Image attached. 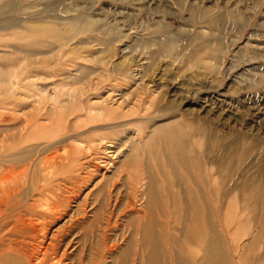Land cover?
I'll list each match as a JSON object with an SVG mask.
<instances>
[{"label": "rangeland", "instance_id": "1", "mask_svg": "<svg viewBox=\"0 0 264 264\" xmlns=\"http://www.w3.org/2000/svg\"><path fill=\"white\" fill-rule=\"evenodd\" d=\"M42 22L58 25L46 26L45 36H40L36 31ZM153 53H159L157 58ZM180 116L184 121L198 117L196 131L185 140L205 160L209 187L200 188L208 195L206 202L233 263L264 264V198L257 197L262 195L259 188H264V0H0V127L52 121L60 128L58 147L69 146L72 152L65 168L70 178L66 174L52 179L63 201L69 199V214L53 225L48 217L45 222L37 220V233L16 232L25 237L30 250L42 252L47 247V254L58 258L66 253L62 264H79L81 256L85 264L98 259L99 223L90 225L89 218L113 189L111 183L122 186L123 199L129 195L143 211L142 192L135 199L133 185L123 186L133 168L128 163L131 147L141 148L157 126ZM206 127L222 140L219 154L225 161L233 154L224 148L233 145L236 165L220 169L210 148L194 138ZM17 135L7 132L0 139ZM17 138L16 146L22 140ZM150 152H134L135 168L144 170L147 160L155 166L161 156L158 152L148 156ZM37 168L29 175L39 181L42 173ZM95 169L99 172L83 186L88 189L79 193L77 186ZM179 173L188 190H198L193 187L194 180L201 182L196 168L188 174L181 167ZM247 177L257 187H241ZM3 188L0 197L6 193ZM17 188L12 187V193L17 194ZM167 188L161 187L168 197ZM88 192V202L81 203ZM166 202L171 207L172 200ZM77 209L86 221L70 230L65 241L60 236L51 241L57 227ZM125 212L116 209L112 215L114 231L107 235L108 246L115 250L105 253L103 264H120ZM4 218L0 236L15 226L16 218L3 222ZM159 220L173 223V218ZM204 230L197 232L194 242L201 241ZM189 239L180 255L191 244L190 250H196ZM89 251L94 255L91 260ZM245 252L249 257L243 260ZM138 253L132 257L134 264L147 256Z\"/></svg>", "mask_w": 264, "mask_h": 264}, {"label": "bare ground", "instance_id": "2", "mask_svg": "<svg viewBox=\"0 0 264 264\" xmlns=\"http://www.w3.org/2000/svg\"><path fill=\"white\" fill-rule=\"evenodd\" d=\"M38 25H40V29L36 33L40 36H45L48 30L46 26L58 24L54 22H42V24L38 23ZM221 51L222 49H220L219 53ZM158 55L159 53H153V56L156 58ZM50 112L53 113V111ZM197 118L184 121L180 116V118H175L159 125L141 148L136 145L131 147L132 151L129 155L128 163L129 167L133 164V168L128 170V182L125 180V185L123 186L133 185V198L135 196V199H138L139 192H142L141 200H143V203L140 206L144 205L143 211L138 210L135 206L136 203L131 198L129 200L130 196H127L128 193L125 195L127 196L126 199H123L122 186H116V184L111 183L113 189L108 191L103 197L98 209L94 211L92 219L89 218V220H92L89 222L90 225L99 223L100 253L97 256L98 259L96 258L94 261L91 260L94 256L93 252L89 251L87 257L91 261L88 260L87 263L103 264L105 263L103 260L105 253L115 250V246H108L109 235L107 234L112 229V215L115 214V210L117 209L120 213L126 210L123 216L127 217V222L124 224L126 229L121 232V240L125 241V245L117 256L120 264H134L135 259H132V257L138 255V251L140 253H147L146 258L141 257L140 264H235L229 252H227V242L218 230L215 213L211 212L206 202V196L208 195L200 188L209 187L206 178L207 166L205 160H203L199 151H193L185 140L187 134L191 131H196L197 123L195 120ZM26 122L18 121L15 124H9L10 126L8 125V127H0V138L4 133L16 131L18 132L17 137L20 136L22 139L21 143L17 146L16 144L19 139L17 137L16 139L10 137L6 138V140L0 139V187H4L3 190L6 191L5 195L0 197V221L2 217H6L3 222L8 218H16L15 226L11 229V232L0 236V264H62L66 253L63 254V257L59 254L61 258H58L48 255L47 247L42 252L36 249L30 250L27 242L23 241L25 237L23 235H16V232H20L21 234L31 231L37 233L36 221L45 222V217L51 219V225L55 224L57 220L69 214L67 210L71 207L68 202L69 199L66 198L63 201L62 191L60 188H57L59 185H55V182H52V179L59 175L66 176L67 174V176L69 175L67 178H70L69 170L65 168L72 161V152L69 146L58 147L59 126L52 121L45 125L35 124L33 120L30 123ZM200 132V135L195 133L194 138L202 144L207 145L208 149L210 148L209 152L213 154L214 161H219L220 169L224 170L225 167L237 164L238 160L233 145L229 144L224 148L225 152L228 149H232L233 154V157L229 161H225L219 154L220 151L223 152L222 140L215 136V133L212 134L211 129L208 130L207 127L203 128ZM19 147H22V149L17 150ZM150 150L152 152L148 156H151L154 152H158L161 156V158L156 160L155 166L151 160H147L148 164L145 165L144 170L141 171L135 168L134 164L136 160L134 152L140 151L144 154ZM61 151L63 152L59 154ZM193 153L196 158V165L193 163ZM35 166L38 167L37 169L41 168L42 175L39 181L36 178L30 179L29 171ZM181 167L187 168L188 174L191 172V167L196 168L201 179V182L194 180L193 187L198 186L197 191L186 188L188 186H186V182L181 178L179 173ZM248 167L249 165L247 164L246 170L249 169ZM98 172L99 170L95 169L89 172L88 176L85 175L87 177L83 178L79 186H77H81L79 193L84 188L85 190L88 189L83 186L90 180L93 173ZM245 174L244 170L243 176ZM65 179L64 177L63 180ZM191 182V180H187V183L190 185H192ZM253 183L252 179L247 177L241 187H257ZM213 185L217 187L216 183ZM12 187H18L17 194L12 193ZM21 187L30 188L20 193ZM106 187L108 186L106 185ZM161 187H168V197ZM169 187H179L180 191L178 193L172 192ZM238 187L236 185V189ZM263 189L259 188V192H262V195L257 197L264 198ZM85 190H83V194ZM35 191L38 194H34ZM89 193L83 195L81 203L86 204L88 202ZM195 196L198 197V201H196ZM30 198L32 199L29 202ZM113 200H115L114 208H112ZM169 200H172L171 207L167 206L166 201ZM78 206L79 208L81 207L79 204ZM130 206L133 207L132 210H128ZM79 210L81 209L71 212V214L76 216L69 215L70 218H66L65 223L57 227V232L54 237L52 236L53 239L51 241H57L55 238L57 236L58 238L59 236L62 238V242L65 241L64 237H67L65 235L70 233V230H74L77 225L86 221L85 215L79 216ZM79 217L82 218L77 220ZM160 217L164 220L173 218V223L171 224L168 221L161 223ZM68 223L71 226L66 228ZM204 228H206V233L199 236L201 241L194 242L197 232L205 231ZM117 236L115 235V241ZM189 237H191L189 240L195 245L196 250H190L192 249L191 247H194L191 244L190 249H186V254L180 255L181 251L185 250L186 247L184 246V241ZM52 245L54 249V243ZM250 246L247 248H250ZM83 247L85 253L87 247L86 245ZM167 254L170 255L171 262L168 261ZM248 257L249 253L245 252L243 260ZM80 258L79 264H85V256H81Z\"/></svg>", "mask_w": 264, "mask_h": 264}]
</instances>
